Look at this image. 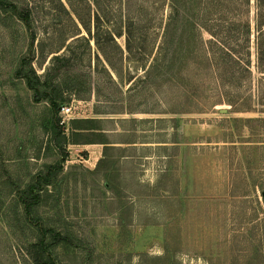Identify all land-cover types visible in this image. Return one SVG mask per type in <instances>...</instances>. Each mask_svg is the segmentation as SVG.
<instances>
[{
    "label": "rangeland",
    "instance_id": "rangeland-1",
    "mask_svg": "<svg viewBox=\"0 0 264 264\" xmlns=\"http://www.w3.org/2000/svg\"><path fill=\"white\" fill-rule=\"evenodd\" d=\"M60 1L68 5L0 0V264H35L31 245L47 225L48 242L69 239L49 248L53 264H264L256 0H201L196 9L218 34L203 30L198 55L210 39L226 46L221 58L242 55L249 29L252 74L234 62L224 80L217 59L197 65L193 44L174 66L173 50L159 54L167 0H100L103 39L134 23L135 48L124 55L111 41L98 49L74 40L89 36ZM116 38L125 48V35ZM63 45L57 54L69 66L50 53ZM50 120L64 129L62 146ZM39 172L53 183L26 210L21 195Z\"/></svg>",
    "mask_w": 264,
    "mask_h": 264
},
{
    "label": "trees",
    "instance_id": "trees-1",
    "mask_svg": "<svg viewBox=\"0 0 264 264\" xmlns=\"http://www.w3.org/2000/svg\"><path fill=\"white\" fill-rule=\"evenodd\" d=\"M74 0H67V4L63 3V1H60L61 6L69 13V17H71L74 21V23L79 25V23L82 25V27L87 31V34L89 37H86L85 35L78 36L74 40H85L86 42H89L88 39L91 38L94 40L96 46L98 49L103 48V44L109 42H113L115 44V47L119 51L121 55L125 54V51L129 54L133 53L134 51V42H136V35H135V28L133 27L134 23H131V25H124L121 27V31H107V35H109L108 38L103 39L102 37V32H101V23H100V13H99V3L100 0H80V3L87 7L89 11V20L85 19L82 17V15L77 11V8L73 2ZM166 1V0H163ZM210 1V0H208ZM231 0H223L222 3H230ZM3 3V0H2ZM168 6L170 7V13L168 16V24L166 26V32H164V41L160 44L158 47L159 54H162L163 52H170L171 50L173 53V58L170 63V66H174L175 64V56L176 55H183V57H186L187 54L190 53V50L192 49V44H193V50L196 51V49H200L202 45H200L197 48V45L201 42L204 43L203 41V30L209 31L214 37L215 35H218L213 31V29L209 28L206 23H204V18L205 17H199V13H197L196 9L198 6H201V0H167ZM256 21H257V27L258 29H262L264 25V0H256ZM208 7V6H206ZM203 7V11L208 15L209 10L208 8ZM70 11H73L74 17L70 13ZM204 15V16H207ZM247 26V29L249 28V24H245ZM179 30V31H178ZM34 34V33H33ZM82 34V28L79 27V32L76 34L81 35ZM125 35L126 37V46L123 48L119 42L117 41L116 37H121ZM249 29L247 30V35L245 38V49H247L246 52H243L242 55L234 57L232 56L231 52L227 54V57H220L218 56L217 53V47L218 49H223L226 48L224 45L223 48L222 46L216 45L213 40L208 41V46L205 47L206 52H201L199 55L197 54V51L195 54L197 55V65L202 66V65H211L213 63V60H216V63L220 67V73L219 77L221 80H224V74L225 73H230V75H233V70L232 66L235 63L239 65V69H242V71L248 72L249 74H252V60L250 57V43H249ZM35 36V34H34ZM35 38V37H34ZM33 38V39H34ZM36 39V38H35ZM194 42V43H193ZM207 43V42H206ZM216 45V46H215ZM65 45L53 49L50 51V53H59ZM70 45H67L65 50H69ZM196 48V49H195ZM204 48V47H203ZM202 48V49H203ZM235 50V49H234ZM66 53L63 54H57L53 56L54 61H59L62 62L64 61V66H69L71 64L70 60L66 58ZM168 54V53H167ZM107 58V57H106ZM108 64L114 68L112 62L108 61ZM257 67L260 69L261 72H264V48L261 45V42L257 45ZM226 71V72H225ZM232 73V74H231ZM230 79V77H228ZM223 83V81H222ZM31 87H33L31 85ZM54 106L56 104L53 102ZM89 122V121H85ZM50 123L52 125V130H53V135L57 139H61V146L62 143H67L68 139L66 134L64 133V129L62 127H58V122L57 120H50ZM88 129H91L92 127H85ZM80 129V128H78ZM74 136H78L80 134L78 133H72ZM87 142H93L92 139H86ZM78 143V142H75ZM62 151V158L63 161L66 160L67 158V152L60 148ZM106 155V154H105ZM62 161V162H63ZM59 168L60 164L53 165L51 168ZM48 169V168H47ZM37 179L32 181L26 190L23 191L21 195V200L22 203L25 207L26 210H35L36 207L39 206V202L41 201V193L40 190H47L45 189L46 185H50L53 183L52 175L49 172H39L36 176ZM47 228H50L48 225L46 226L45 229L41 230V237L38 241L32 243L31 247L33 249V259L35 264H53L54 259L52 258L53 256L50 253L49 248H56L57 245L62 244V243H67L69 242V239L64 236H53L51 235V239L48 242V239L45 237L47 236L48 233H51L47 230Z\"/></svg>",
    "mask_w": 264,
    "mask_h": 264
},
{
    "label": "built area",
    "instance_id": "built-area-1",
    "mask_svg": "<svg viewBox=\"0 0 264 264\" xmlns=\"http://www.w3.org/2000/svg\"><path fill=\"white\" fill-rule=\"evenodd\" d=\"M61 112H62V114H66L67 116H69V114L71 112V107L63 106ZM62 123H66V119H63Z\"/></svg>",
    "mask_w": 264,
    "mask_h": 264
}]
</instances>
